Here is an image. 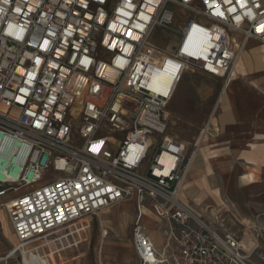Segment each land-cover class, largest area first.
<instances>
[{"label":"built area","instance_id":"built-area-1","mask_svg":"<svg viewBox=\"0 0 264 264\" xmlns=\"http://www.w3.org/2000/svg\"><path fill=\"white\" fill-rule=\"evenodd\" d=\"M249 39L264 44V0H0V164L20 167L14 178L0 166V198L29 187L0 202L10 256L44 264L72 224L133 201L138 264H264L255 242L246 248L179 200L198 140L168 131L183 74L226 86ZM211 129L209 117L198 134Z\"/></svg>","mask_w":264,"mask_h":264},{"label":"rangeland","instance_id":"rangeland-1","mask_svg":"<svg viewBox=\"0 0 264 264\" xmlns=\"http://www.w3.org/2000/svg\"><path fill=\"white\" fill-rule=\"evenodd\" d=\"M174 10L179 17V24L183 25L185 13L176 8ZM163 36L166 34L157 30L152 42L163 46ZM248 48L249 71L242 77H235L236 80L241 79L240 91L231 101L228 115L236 114L244 118L246 114H253L264 117V60L261 56L264 53V45L254 40L252 46ZM258 65L261 70L255 68ZM198 76L197 81L192 74L185 73L169 105L170 135L188 143H193L201 136L196 144L197 151L194 156L196 159L194 158L193 163L196 164L199 157V163L203 168L196 169L192 185L189 188L186 186L180 198L204 222L214 224L217 216L229 231L242 240L246 248L251 242H255L264 251V164L246 163L252 154H263L264 133H232V131L217 133L216 127H213L215 120L211 117V133L199 135V126L208 116L216 99L223 107L227 96L225 86L222 87L221 95H218L217 81L205 75ZM182 100L184 113L176 115L174 108ZM252 144L255 148L250 146ZM28 189V186H20L17 191H9L8 196L11 197ZM2 201L3 199H0V202ZM130 210L129 204L121 208L115 206L108 209L103 214L105 223L94 228L87 244L65 252L59 259L56 257L58 253L49 254L41 260L42 263L135 264L127 233L133 218V215L130 221L127 218ZM150 217L145 214L144 222L148 231L159 242L158 232L161 227L155 222L152 214ZM122 222L126 224L123 226L124 232L120 233L118 227L116 229V224L118 226ZM15 244L16 239L0 205V264H21L19 257L10 256Z\"/></svg>","mask_w":264,"mask_h":264},{"label":"crops","instance_id":"crops-1","mask_svg":"<svg viewBox=\"0 0 264 264\" xmlns=\"http://www.w3.org/2000/svg\"><path fill=\"white\" fill-rule=\"evenodd\" d=\"M254 40L255 39H249L246 42L245 49L248 52H250L248 46H252V43H253ZM237 41H238V44H239V36L236 37V42ZM255 41H257V40H255ZM259 43H261V42H259ZM261 56H262V59L264 60V53ZM260 57H258V58H260ZM255 68L258 69V70H261L260 65L255 66ZM248 71H249L248 60L242 58V60L240 61V65L236 66V68L234 70L233 79L224 87V89H226L225 95L227 96V100H226L225 105L223 107H221L219 105L217 99H216V101L214 102V105L211 108L208 116L204 120V121H206L209 117H212L215 120V125H213V127H216L215 128V132H217V133H229V132L232 131V133H264V117H262V116L253 115V114L252 115L246 114L244 116V118H241L240 115H236V114H232V116L228 115V108H229V106L231 104V101L233 100L235 95L238 94V92L240 91L239 80H241V79L239 78L238 80H236L235 77H237V76H241L242 77ZM186 73L192 74L197 81L199 80V76L198 75L199 74L203 75V74H201L199 72H195V71H188ZM209 78H211V79H213V80H215V81H217L219 83V93H218V95H221L220 93H221V90L223 89L222 87L224 86L222 80L217 79V78H212V77H209ZM196 87H197V85H196ZM183 100H184V98H183ZM183 100L180 103H178L177 106L174 108V111H175L176 115L184 113ZM169 105H170V102H169ZM169 105L167 107V111L169 112V114H171ZM216 112H217V117H216ZM204 121H203V123H204ZM203 123L200 124L198 132H199L201 126L203 125ZM217 124L219 125V127H218ZM250 146L252 148H255V146L253 144L250 145ZM197 158H198L197 163L196 164L195 163L192 164L191 169H190L188 175L186 176V178L184 180L182 191L185 190L186 186L189 188L192 185L191 184L192 180L196 176V169L203 168L202 165L199 163V161H200L199 157H197ZM201 159H202V156H201ZM193 161H194V159H193ZM246 161H247L246 163L249 164V165H254L255 162H256V164H259L261 162L264 164V152H263V154L261 153V155L260 154H256V155L252 154L250 156V159H247ZM248 174H250V173H248ZM245 176H243L244 179H245ZM247 183H249V182H247ZM182 191H181V193H182ZM180 194L178 195L179 200L184 205L187 206V204L180 198ZM127 204H129L130 209H131L127 213V218L129 219V221L131 219V216L133 215L132 221L130 222V224L128 226V231H127L128 237H129V245L131 247L130 228H131V224L133 222L134 214H135L134 202L133 201L123 202V203H121V204H119L117 206L121 208L123 206H126ZM128 209H129V207H128ZM104 212H106V211H104ZM104 212H102L99 215L98 218L87 217V218H84L81 221L75 222L67 230H65V232L67 233V237H64V239L62 240V244L65 247L62 250H60L59 252H57L58 254H56V257L59 259L61 257V255L64 254L65 252L77 249V248L82 247L85 244H87L89 242V240L91 239V236H92L94 228L97 227V226H103V223H105V218L103 217ZM146 214H147V216L149 218H151L150 214H152V213H151V210L149 208H148V210H146ZM101 216H102V219H101ZM145 219L146 218L144 217L143 218V223L146 226V223L144 222ZM154 220H155V218H154ZM125 224H126V222H122L118 226L116 224V229L118 227V231L120 233H123L124 232V227L123 226ZM148 233H149L150 237L152 238L153 242L155 243V245L159 246L161 244V239L159 238V242H158L154 238V236L151 235V233L149 231H148ZM131 250H132V253H133L134 258H135V264H138V261L136 259V256H135L134 252H133L132 247H131Z\"/></svg>","mask_w":264,"mask_h":264},{"label":"bare ground","instance_id":"bare-ground-1","mask_svg":"<svg viewBox=\"0 0 264 264\" xmlns=\"http://www.w3.org/2000/svg\"><path fill=\"white\" fill-rule=\"evenodd\" d=\"M179 11H181V12H183V13H185L183 10H179ZM178 25H180V24H178ZM237 36H239L238 34H235V33H232V34H230V46L232 47V48H236V47H238L239 46V44H238V41L236 42V37ZM252 53V52H251ZM242 58L243 59H246V60H249L250 59V53L245 49V47L244 48H242V50L240 51V57H239V59H238V62H237V64H236V66H239L240 65V61L242 60ZM180 83V82H179ZM179 83L177 84V87H178V85H179ZM176 87V88H177ZM176 90V89H175ZM200 137L201 136H199L198 138H197V140H200ZM6 146H7V143L6 142H1L0 143V150H3L4 148H6ZM19 163H22V161H20ZM0 166H1V168H2V170H6V175L7 176H12V177H16V175H17V173H18V171H19V168L20 167H15V171L14 172H12V171H10V169H9V167H7V165H6V161H4V162H2L1 164H0ZM4 176L2 175L0 178L2 179ZM181 191L182 190H180V192H179V194L181 193ZM178 194V195H179ZM8 196H4V197H1L0 199H6ZM146 210H148V209H146ZM146 210H145V213H146ZM214 213V212H213ZM147 215V214H146ZM106 234V233H105Z\"/></svg>","mask_w":264,"mask_h":264},{"label":"water","instance_id":"water-1","mask_svg":"<svg viewBox=\"0 0 264 264\" xmlns=\"http://www.w3.org/2000/svg\"><path fill=\"white\" fill-rule=\"evenodd\" d=\"M0 177H1V175H0Z\"/></svg>","mask_w":264,"mask_h":264}]
</instances>
